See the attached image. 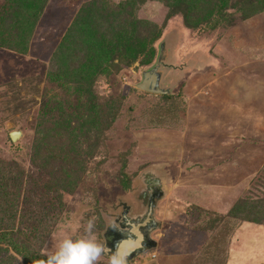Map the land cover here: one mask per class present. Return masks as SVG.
<instances>
[{"label":"rangeland","instance_id":"374dc122","mask_svg":"<svg viewBox=\"0 0 264 264\" xmlns=\"http://www.w3.org/2000/svg\"><path fill=\"white\" fill-rule=\"evenodd\" d=\"M86 1L45 0L40 13L30 2L34 13L29 21L15 19L16 14L0 21L12 41L18 40L0 43V156L22 168L32 162L42 108L72 112L87 102L83 84L69 81L66 89L49 75L52 55ZM233 2L202 30L188 27L179 15L166 20L167 9L157 1L138 9V22L126 26L144 34L150 31L140 20L157 25L161 37L154 60L87 83L93 93L111 98L118 116H105L107 108L104 116L88 126L79 121L68 134L66 169L85 173L62 191L61 203L49 196L50 205L60 207V219L39 229L35 238L26 235L30 248L43 256L63 235L81 234L95 217V235L105 250L97 264H107V225H116L124 212L131 219L144 215L149 198L144 176L155 174L162 193L154 201L153 243L128 264H191L223 218L245 201L264 199V12L244 18L231 7ZM6 7L7 0H0V13ZM161 42L168 63L163 86L177 94L184 108L175 125L167 127L145 122L144 114L159 97L136 88ZM14 130L21 136L11 142ZM124 174L130 177L127 186ZM22 205L16 221L27 228L31 223ZM226 249L225 264H264V217L258 223L240 220ZM0 264L26 263L4 244Z\"/></svg>","mask_w":264,"mask_h":264},{"label":"trees","instance_id":"16d2710c","mask_svg":"<svg viewBox=\"0 0 264 264\" xmlns=\"http://www.w3.org/2000/svg\"><path fill=\"white\" fill-rule=\"evenodd\" d=\"M22 1L7 0L4 11H8L0 13V21L3 22L4 19L5 22V16L12 14H16L15 19L19 21H29L34 10L28 8V3L37 4V11L40 13L45 2ZM147 1L149 0H122L114 3L108 0H89L81 4L52 55L49 72L53 74L49 75L66 89L70 87L69 81L83 84L80 88L87 102L72 112L60 110L52 113L42 108L34 132L32 162L27 168L0 156V246L7 245L26 264H43L44 261V256L36 248H30L26 235L35 238L41 233L39 229L55 224L60 219V207H52L49 196L53 194L55 202L61 203L62 191L70 190L85 173L72 168L66 169L68 157L64 153L63 144L68 139V134L79 121L88 126L90 120L97 119L99 115L104 116L108 109L110 112L105 116L112 113L115 115L111 117L118 116L117 109L112 107L111 98L107 94L93 93L89 84L116 75L136 62L148 66L154 60L155 44L161 37L157 25L140 20L150 31L144 34L126 26L133 27L138 22L136 13ZM153 1L166 7V20L179 15L188 27H198L200 30L210 23L215 24L218 21L216 17H222L229 3V0ZM231 7L242 17L248 18L264 12V0H234ZM162 26L163 24L161 28ZM5 31L0 24V43L12 45L13 41L18 42L12 41L9 32ZM87 79H90L89 82ZM156 95L159 100L147 109L144 114L145 122L159 127L174 126L179 111L184 109L179 104L177 94L170 90L168 94ZM9 140L11 141L10 137ZM122 183L124 186L129 185L130 177L127 174L123 175ZM21 204L25 218L31 223L27 228L21 227L16 221ZM231 214L220 221L191 264H225L226 245L232 231L240 220L260 222L264 217V199L259 202L245 201Z\"/></svg>","mask_w":264,"mask_h":264},{"label":"clouds","instance_id":"9594fccd","mask_svg":"<svg viewBox=\"0 0 264 264\" xmlns=\"http://www.w3.org/2000/svg\"><path fill=\"white\" fill-rule=\"evenodd\" d=\"M108 226L116 228L114 222H109ZM94 230L95 217H92L84 224L81 234H65L52 250H45L42 253L43 264H97L99 258L105 254V250ZM125 233L124 238L117 241L107 254V264H128L131 252L140 247L142 236L138 235V230L131 231V221Z\"/></svg>","mask_w":264,"mask_h":264},{"label":"flooded vegetation","instance_id":"af4514ba","mask_svg":"<svg viewBox=\"0 0 264 264\" xmlns=\"http://www.w3.org/2000/svg\"><path fill=\"white\" fill-rule=\"evenodd\" d=\"M168 67V63L165 62V58L163 60V63L161 64L160 68L164 69ZM164 76V75H163ZM161 83L162 85L164 84L163 82V77L161 79ZM149 176L152 179H155L156 181L153 183H146L145 179V186L148 190V208L149 205L152 204L153 207L154 205V201H156L157 198H159V196H161L162 193V182H161V178L156 177L155 174L151 175L149 174ZM145 178V176H144ZM148 208L146 210V212L144 213L143 216L140 217H135L134 219H131L129 217H127V212H124L121 220L119 222H117L116 224V228L109 226L106 230V232L104 233V239H105V247L108 250V254L110 253V250L113 248V246L115 245V243L117 241H119L120 239L124 238L125 236V231L128 230L129 228V221H131V223H140L144 220V218L146 217ZM119 228V230L117 229ZM155 228V221L153 219V212H152V216L149 217V220L142 226H139L138 228V235L142 236V240L140 243V247L136 248L133 252V257H135L136 255H138L139 253L143 252L146 250V248L149 247V245L152 243V238H151V234L153 229ZM132 226H131V231H132ZM132 257V258H133ZM131 258H128V261H130Z\"/></svg>","mask_w":264,"mask_h":264},{"label":"water","instance_id":"95a60500","mask_svg":"<svg viewBox=\"0 0 264 264\" xmlns=\"http://www.w3.org/2000/svg\"><path fill=\"white\" fill-rule=\"evenodd\" d=\"M164 58H165L164 43L161 42L159 44L157 56L155 58L154 63L151 66L144 68L141 71L140 81L136 84L137 89L148 92V93H152L155 95L156 94H168L170 92V88L164 87L161 83V79L164 75V69H161L160 66L163 63ZM20 136H21L20 130H14L9 133V137L12 142H15ZM155 181L156 180L152 179L149 176V174L145 175L146 183H153ZM153 208H154L153 205L150 204L146 217L144 218L142 222L137 223V224L131 223L133 232H137L139 226L144 225L149 220V217L152 216ZM133 253L134 252L132 251L128 258H132Z\"/></svg>","mask_w":264,"mask_h":264}]
</instances>
